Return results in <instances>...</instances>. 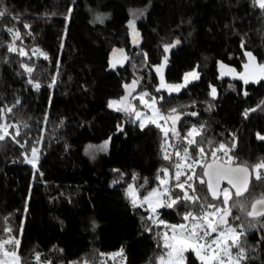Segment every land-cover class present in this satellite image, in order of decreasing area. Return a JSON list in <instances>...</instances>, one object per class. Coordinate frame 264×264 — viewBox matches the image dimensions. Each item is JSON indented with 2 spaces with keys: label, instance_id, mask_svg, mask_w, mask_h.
I'll return each instance as SVG.
<instances>
[{
  "label": "trees",
  "instance_id": "obj_1",
  "mask_svg": "<svg viewBox=\"0 0 264 264\" xmlns=\"http://www.w3.org/2000/svg\"><path fill=\"white\" fill-rule=\"evenodd\" d=\"M0 9L8 10L0 17V125L10 126L0 141V241H19L6 247L17 251L20 264H115L121 248H126L125 264H158L165 251L163 226L184 221L188 211L200 214L199 209L178 202L160 208L155 219L147 208L133 206L129 183L147 191L160 183L162 169L192 163L175 155L177 150L182 155L184 147L201 165L212 160L220 144L229 149L233 163L264 161V141L257 138L264 131V80L245 88L219 70V61L241 69L244 50L264 63V9L254 0H0ZM134 18L136 42L128 26ZM9 45L17 51H9ZM116 46L127 55L110 68ZM21 49L26 55L19 54ZM158 67L168 81H180L195 68L201 80L180 95H169L157 91ZM133 78L140 85L131 100L137 110L149 111L138 99L148 93L160 111L169 114L174 108L180 116L179 135L169 132L166 145L161 129L148 120L141 128L134 115L108 107ZM201 125L196 139L208 159L199 158L196 146L183 139ZM107 138L109 151L91 158L88 144ZM33 148L36 164L26 161ZM165 151L171 159H164ZM185 171L191 175L202 169L194 165ZM252 174L249 192L237 197L244 203L236 202L247 208L229 201V224L240 237L259 243L258 255L243 248L240 264H264V218L245 215L254 198L264 194V180ZM174 176L171 200L184 194ZM185 178L181 175V182ZM189 183L195 193L185 189L201 203L221 204L196 178ZM232 250L234 256L239 251ZM185 264L201 261L187 251Z\"/></svg>",
  "mask_w": 264,
  "mask_h": 264
},
{
  "label": "snow or ice",
  "instance_id": "obj_2",
  "mask_svg": "<svg viewBox=\"0 0 264 264\" xmlns=\"http://www.w3.org/2000/svg\"><path fill=\"white\" fill-rule=\"evenodd\" d=\"M255 4L261 9H264V0H254ZM71 11V10H69ZM8 14L7 9H0V17ZM135 16V14H133ZM98 19H101L98 17ZM102 22V21H101ZM128 26L130 29L135 30V18L128 22ZM25 28L29 27L28 25H24ZM8 31H12V29H8ZM138 35V34H137ZM20 36L19 31H16L15 37L18 39ZM167 46L165 47V51H167ZM9 51H17L15 47L9 45ZM39 52L38 49L34 50V54ZM20 55H26V53L21 49L19 51ZM41 55H45L40 53ZM245 55L249 58V62L243 65V72L237 73L239 79L243 80L245 84L253 82L258 83L261 80H264V63H255V57L251 52H246ZM45 58L46 55H45ZM28 73L32 72V68L27 65H21ZM222 68L225 66L221 65ZM157 72L160 71L158 67ZM236 70L233 68H227L226 72H223L222 75L232 74ZM188 75H191L193 79L197 78L198 74L193 72L190 74H186L185 81L187 82ZM32 83V81H29ZM137 81H133L132 84L135 85ZM34 87L39 88V84H35ZM126 88H131V86L126 85ZM180 87L183 85H166L163 82V78H161L160 87L157 91L161 89L167 88L169 91H178ZM215 89H212V95L215 96ZM130 94V92H129ZM246 94V93H245ZM148 93H142L138 99L140 103L144 104L145 107L151 109V115L147 116L141 111L137 110L135 106L131 105L128 101V97H121L119 100H110L108 102V107L114 108L117 112H124L126 115H134L137 121H140V127L144 128L146 125L144 124V119L147 118L149 123L155 125L157 128H160L163 132V136L165 138V145L167 144V138L169 132L173 136H178L179 133L175 128L176 121L180 119L179 115H174L177 110L171 109L167 116L163 115L159 108L156 107L157 100L152 97L150 100H145V97L148 96ZM162 99V98H161ZM19 103V101H17ZM3 110H0L2 112ZM7 111H11V109H7ZM250 111H255L252 109ZM248 112H245V116H247ZM191 115H196L192 113ZM163 120L167 123L169 120L172 122V126L170 128H164L158 121ZM10 126L0 125V141L5 139V136L8 135L6 128ZM203 125H201L198 130L195 126H193L186 134L183 139L187 140V144L189 146L195 145L197 148V155L199 158H204L207 154L205 153V149L201 147V142L196 139L197 136L202 134ZM19 135V132L16 133ZM257 138L261 141H264V135L257 134ZM211 143V141H209ZM162 145V147H165ZM107 147V142L104 145H101L100 148L104 149ZM176 147V146H173ZM229 149L226 148L224 144H220L219 147L211 152L212 160L210 163H205L201 165L199 163V159L193 157L188 147H184L181 151L177 150L175 155L181 160H191L192 163L189 164H175L176 173L174 179L176 181V187L184 190V194L182 197H176L171 200V202H167L166 193L169 192L167 188L168 181L166 179H160L158 175V179H160V184L165 185L164 191L160 192L157 189H153L152 192H149L145 195L140 201L139 206H143L147 204L150 210L155 213L158 207H167L171 208L178 202L191 203L196 205L199 209L200 215H196L193 211H188L184 214L183 219L185 221H189L190 225L179 224V225H168L172 230L171 236L165 233L162 237L163 239V248L165 249L164 253L160 257H158L159 264H182L184 260V253L186 251H192L201 261V264H240V259L243 256V248L239 246V236L240 232L237 227L230 226L226 217L231 216L230 208H218L214 203L204 202L201 203V197L190 195L188 190L185 189V185H187L188 189H191L192 193H195L196 189L193 184L189 183L196 178L201 186H205L207 192L210 193L211 197L215 201H220L221 204L227 206L229 201L232 199L231 189H235V197H242L245 193L249 192V180H250V168L252 172L255 173L256 180H264V172L261 170L264 169V161H261L255 165L247 166V165H235L233 166V158L228 156ZM223 152L226 159L217 155V153ZM37 149H32L33 159L36 158ZM164 159H171V155L165 151ZM28 163H33V160H28ZM199 166L202 169V172L196 173L192 171V174H187V171H182V169L192 170L193 166ZM164 176L167 177L169 175L167 169H162ZM181 175H184L186 178L183 182H181ZM204 177L207 179L205 180ZM135 179V177H134ZM223 181H227L229 187L221 188V183ZM143 187V185H141ZM129 195L132 197V204L134 207L138 206V193L133 188V186H129L128 189ZM162 198H164V202L161 203ZM204 200L207 201V196L204 197ZM233 207H240L241 210H245L247 205L245 204H237L233 202ZM251 210L245 211V215L248 217H252L253 219L264 218V194H261L260 198H254V202L250 205ZM217 213L220 215L217 216ZM150 220L153 223H156V220L150 216ZM233 219H239V217H233ZM163 223V221H160ZM249 226H252L251 224ZM242 228L243 225L238 226ZM10 232L11 229H5ZM216 233L217 236L213 237L212 234ZM12 244L14 246L19 244V241L15 238H10L8 240L0 241V264H13V262L19 261L18 254L16 251H8L6 245ZM236 247L239 249L238 253L233 256L232 248ZM114 255H122L121 253ZM37 259L39 257L37 256Z\"/></svg>",
  "mask_w": 264,
  "mask_h": 264
},
{
  "label": "rangeland",
  "instance_id": "obj_3",
  "mask_svg": "<svg viewBox=\"0 0 264 264\" xmlns=\"http://www.w3.org/2000/svg\"><path fill=\"white\" fill-rule=\"evenodd\" d=\"M132 30H133V29H132ZM133 34H134V41H135V42L138 41V38H139V37H138V35H137L138 32H137V29H136V28H135V30L133 31ZM126 55H127V52H126L125 48H123V47H119V46L114 47V48L112 49V51H111L110 68L115 67V66L117 65V63H119V62L125 60ZM141 94H142V93H141ZM141 94H139V96H140ZM145 100H150V99L146 96V97H145ZM131 105L134 106V102H132ZM156 107L158 108L157 104H156ZM139 111H140V110H139ZM161 113H162L163 115H165V116L168 115V114H165V113L162 112V111H161ZM146 115H147V116H150V115H151V109H149V111L146 113ZM174 115H178V114H174ZM147 120H148V119H144L143 122L145 123ZM158 123L162 124L164 128H170V127L172 126V122H171V120H169L167 123H165L163 120H160V121H158ZM259 134H260V135H264V131L259 132ZM105 142H107V147L104 148V149H101L100 146H101V145H104ZM87 147L89 148V149L87 148L88 155H89L91 158H96V157L99 156L100 154H104V153H107V152L109 151V148H110V138L104 139V140H102L101 142H97V143H96V142H91V143L88 144ZM35 149H36V148H35ZM204 158H205V159H208L209 156H208V157L205 156ZM210 158H212L211 155H210ZM28 160H33V164H36L37 161H38V153H36V158L33 159V154H32V151H31V153L27 154V156H26V161H28ZM185 170H186V169H182V171H185ZM168 173H169V175H168L167 177L163 176L161 179H166V180L168 181V183H167V188L169 189V192H170V185H171V184H170V181H171V175H174V174L176 173V168H174V170L168 169ZM130 185L133 186V188H134V189L136 190V192L138 193L137 204H140V201L142 200V198H143L145 195H147L149 192H152L153 189H157L158 191L163 192V191H164V188H165V185H161V184L159 183V184H157L156 186H154L153 188H151V189H149V190H147V191H142L143 187L138 186V185H136L135 183L132 182V183H129V184L127 185V191H128V189H129V186H130ZM224 187H229V188H230L229 185H225ZM169 192L165 194L166 197H167V202H170V201H171V197H170ZM230 192L233 193L234 190L230 188ZM163 202H164V198H162V200H161V203H163ZM233 202H241V203H244V200H242L241 198L239 199V198H237V197H235V196L232 195V203H233ZM229 204H230V202H229ZM229 204H228L227 206H225V205H223V204H217L216 206H217L218 208H230V205H231V204H230V205H229ZM143 207L147 208V209L150 211V214H151L155 219H158V218H159V216H160V214H159V209L162 208V207H158V208L156 209V212H155V213H153V212L150 210V208H149V206H148L147 204H144ZM247 211H248V210H247ZM195 214H196V215H200V214H197V213H195ZM219 215H220V214L217 213V216H219ZM226 219L229 221V217H226ZM179 224L190 225V222L184 220V221L179 222V223H174V222H172V223H166V225H164L163 228H162L163 235H164L165 233H167L169 236H171V234H172V230H171L169 227H167L168 225H179ZM230 226H232V225H230ZM232 227H233V226H232ZM212 236H213V237H216L217 234H216V233H213ZM239 237H240V236H239ZM239 245L242 246V248H244L246 251H248L249 254H251V255H258V253H259V243L256 242V241H251V240L248 239V238H245V237L242 238V237H240V238H239ZM11 251H16V250H10V252H11ZM232 251H233V250H232ZM16 253H17V251H16ZM186 253H187V251L183 254V255H184V260H183L182 264H185V261H186ZM17 254H18V253H17ZM232 255L234 256L233 252H232ZM13 264H17V262H13ZM18 264H20L19 261H18ZM158 264H159V262H158Z\"/></svg>",
  "mask_w": 264,
  "mask_h": 264
},
{
  "label": "water",
  "instance_id": "obj_4",
  "mask_svg": "<svg viewBox=\"0 0 264 264\" xmlns=\"http://www.w3.org/2000/svg\"><path fill=\"white\" fill-rule=\"evenodd\" d=\"M246 52H251L253 54V56L256 58L255 59V63H260L258 58L256 57V55L254 54L253 51L251 50H244V53ZM249 62V58L246 56V60L242 63V67L241 69H238L234 64H231V63H227V62H223V61H219V70H220V75L227 79V80H231V81H241L244 85V87L246 88V86H248L249 84L253 83V82H250V83H247L245 84L243 80L239 79L238 76H237V73H240V72H243V65L245 63H248ZM221 65L225 66L224 68L221 67ZM227 68H233L235 69L236 71L232 74H226V75H222L223 72H226L227 71ZM197 73L198 76L197 78L193 79L191 75H188L187 77V82L185 81V76L186 74H190V73ZM157 74V77H158V84H157V89L160 87V84H161V78H163V82L166 84V85H183V87H180V89L178 91H169V89L167 88H164V89H161L160 91H166L169 95H180L183 91L184 88H188L190 85L192 84H195V83H199L200 80H201V77H200V74L198 72V69H191V70H188L186 71L184 74H183V77H182V80L180 81H177V82H172V81H168L165 73L163 70H160L159 72H156ZM133 81H137L135 78H133L130 82H127L124 84V93L121 97H125L127 96L128 97V101L131 103V100L132 98L134 97V95L138 92L139 88H140V85H139V82L137 81V83L135 85L132 84ZM261 82V81H260ZM258 82V83H260ZM128 85V86H131V88H126L125 86ZM130 92V94H129ZM120 97V98H121ZM125 127V122L121 125H119V128L118 130H123ZM211 162V161H210ZM208 162V163H210ZM235 165H244V164H241V163H233V166ZM250 180H249V185L252 181V171L250 169ZM207 179V178H206ZM225 185H228L227 184V181H223L221 183V188H223ZM234 192H235V189H233ZM254 202V201H253ZM252 202V203H253ZM250 210H251V207H250Z\"/></svg>",
  "mask_w": 264,
  "mask_h": 264
},
{
  "label": "built area",
  "instance_id": "obj_5",
  "mask_svg": "<svg viewBox=\"0 0 264 264\" xmlns=\"http://www.w3.org/2000/svg\"><path fill=\"white\" fill-rule=\"evenodd\" d=\"M218 156L222 157L224 156L223 152L217 153ZM228 155V153H227ZM122 250V255H115V264H125L126 263V248H121L116 254L121 253Z\"/></svg>",
  "mask_w": 264,
  "mask_h": 264
}]
</instances>
